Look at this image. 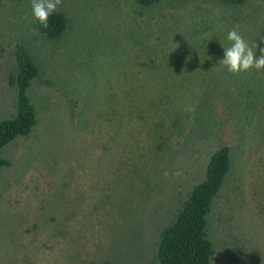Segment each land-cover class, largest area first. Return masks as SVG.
Masks as SVG:
<instances>
[{"label": "rangeland", "instance_id": "374dc122", "mask_svg": "<svg viewBox=\"0 0 264 264\" xmlns=\"http://www.w3.org/2000/svg\"><path fill=\"white\" fill-rule=\"evenodd\" d=\"M191 1L189 5L194 7L201 4L197 14L205 17L206 13L198 11L207 8V4L211 6L212 15L221 21L217 27L222 34L226 29L236 28L244 31V38L250 44L264 45V0H247L241 7L212 4L208 0ZM57 10L68 13L70 24L61 40L48 42L40 38L32 26L31 3L20 5L0 0V45L4 49L0 62V122L11 119L16 112V93L8 85V78L15 72L17 44L29 47L41 70V77L33 82L28 95L37 113L36 127L28 138L18 139L2 150V157L10 166L0 169V264H48L42 256L48 252H42L41 247L51 244L42 246L38 239L59 231L55 227L61 223L73 228L72 235L66 236L68 238L62 234L63 264H155L154 250L160 231L172 222L180 202L191 188L203 180L216 145L210 146V141L192 145L185 139L188 125L194 127L191 136L205 131L200 123L195 125L194 121L184 117L182 131L176 134L178 138L174 140L169 138L172 133L166 134L165 141H170L171 145L169 149L161 150L159 145L163 142L158 136L150 137L151 132L145 128L160 125L171 114L167 115L165 107L160 106L153 116H148L150 125H132L125 120L128 118L125 113L127 101L123 96L128 89L127 81H117L107 72L101 75L100 82L108 79L113 83L109 84V90H103L105 85L100 87L103 97H112L117 102L113 106L110 98L109 109L117 106L113 110L117 113L115 118L121 120L120 125L109 126L101 134L100 141L89 134V124L85 123L86 133H79L80 129H75L76 123H84V120L76 117L79 104L75 107L71 101L86 94L90 97L93 70L118 68L113 60L108 65L106 57L98 64H93L92 56L87 60L86 56L97 50L99 37L103 40L118 34L127 37L128 33L137 30V26L143 27L147 20L164 29L174 10L167 9L166 5L144 9L133 0H62ZM184 12L186 9L175 12L173 19ZM118 49V46H112L107 52L112 54ZM171 49L174 52L185 49L186 52L183 59L160 63V76L167 75L162 79L183 80L199 75V69H195V73L189 71L197 63L203 65L200 59L193 58L192 43L171 46ZM180 60L182 63L174 68ZM221 71L224 70L212 73L211 77H227ZM244 73L247 80L257 75L252 89L261 98L264 74L256 70ZM51 77L53 84L48 85ZM234 85L236 82L229 79V93L220 95L207 84L206 92L210 88L212 97L217 95L219 99L217 113L221 117L216 122L231 116L223 109L228 105L225 99L231 97L230 89L234 90ZM119 86L122 89L118 91ZM187 95V98L191 97L190 92ZM196 103H201L204 108L201 100L197 99ZM235 126L233 122L226 124L222 137V143L233 149L238 143ZM248 129L264 135V115L254 117ZM81 141L85 144H79ZM58 155L61 162L57 167L54 160ZM244 170V166L241 167V172ZM69 178L74 181L73 188L68 184ZM237 180L235 174L234 180L225 185L210 218L211 264H226V256L230 257L233 251H236V257L249 255L248 264L264 255V233L261 232L264 231V220L258 221V226L254 225L256 222L248 207L234 203L232 197L226 202L228 193L238 195L233 191ZM57 189L61 197H57ZM105 196L114 199L112 208L104 207ZM62 199L64 202L60 203ZM230 202L234 204L230 205ZM134 206L139 207L137 213L130 212ZM223 209H227L226 217L220 213ZM253 227L259 230L260 237L254 238ZM58 238L62 241V237ZM225 240L228 245L224 244ZM23 247L27 251H23Z\"/></svg>", "mask_w": 264, "mask_h": 264}, {"label": "trees", "instance_id": "16d2710c", "mask_svg": "<svg viewBox=\"0 0 264 264\" xmlns=\"http://www.w3.org/2000/svg\"><path fill=\"white\" fill-rule=\"evenodd\" d=\"M10 1L20 5L31 3V0ZM133 1L144 9L166 5V8L173 9L174 13L185 9L186 12L177 15L174 19L172 17L174 13H171L170 22L164 29H160L156 24L149 23L151 21L147 20L144 22L143 27L137 26V30L128 33L127 37L120 36V34L113 38H105V40L99 37L98 44L95 46L97 50L91 55L88 54L86 56L87 60L92 56L93 64H98L104 61L106 57L105 60L107 59L108 65H111L113 60L114 63L118 64V68L108 67L100 71L98 69L93 70L94 78L90 82V97L86 94L85 97L72 99L73 106L77 107L79 104L78 108H80L76 117H81L84 120V123H76L77 127L75 129H80L79 133H86L85 123L89 124V134L98 137L97 140L100 141V136L104 130L108 129L109 126L120 125L121 120L115 118L117 113L113 110L117 106L112 107V110L109 109L110 98L112 99V97H103L102 95L103 91L100 86L105 85L103 89L105 91L109 90V84L113 83L108 79H105L103 83L100 82V77L105 72L117 81H127L128 89L123 98L127 101L125 107L126 117L130 119L126 118L125 120H128L132 125H150L148 116H153L160 106L165 107L168 112L167 115L171 114L160 125L145 128L151 132L150 137L155 138L158 136L163 142L159 145L161 150L169 149L171 145L170 141H165L166 134L172 133L169 138H174V140L178 138L176 134L182 131L185 120L192 123L194 121L195 125L200 123L201 128L204 129V133H207V135L199 133L191 136L194 127L191 128L188 125L189 130L187 135L184 136L185 139H189L192 145L205 144L210 141L209 145L213 146L214 143L216 149L208 159L203 180L191 188L186 197L180 202L172 222L160 231L154 250V262L155 264H211L213 260V243L209 238L210 218L215 210L216 202L224 193L225 185L234 180L235 174L238 180L233 187V191L238 192V195L228 193L226 202L232 197L231 200L234 203H240L242 207H248L249 212L252 213L251 217L254 216L256 222V224L253 222L251 224L257 225L258 221L264 220V135L252 133L248 129L249 122L254 117L264 115V81L263 95L259 98L252 89V84L256 81V74L250 80H247L243 77L244 72L241 75L229 73L222 64L218 63L223 57V48H227L231 44L227 40L229 29H226V32L223 31L225 32L223 34L218 30V22L221 21L212 15L211 6L208 4L207 8L198 11L206 13L207 16L205 17L197 14L198 7L201 4L194 7L189 5L192 2L191 0ZM246 1L208 0L212 4L230 7H241ZM182 3L184 5H180ZM190 6H193V9ZM26 14L29 15L27 10ZM68 17L67 12L57 10L49 17L47 28L35 19L32 26L40 38L48 42H57L67 33L70 24ZM226 22L230 24V22ZM233 23L235 24V21ZM243 32L240 33L244 37ZM191 43L193 44V58L200 59L203 65L200 66L197 63L189 71L195 73V69H199V75L187 76L189 79L183 80L179 78H176L177 80L162 79L167 75L160 76V63L182 58L186 52L185 49L174 52L171 46H183ZM112 46H118L119 49L117 52L114 51L110 54L107 51ZM259 47H264V45L260 43ZM3 55L4 49L0 45V62L4 57ZM257 55H259V51ZM208 57L212 59H208ZM14 59L15 72L9 76L8 85L16 93V112L11 119L0 122V169L10 166L9 161L2 157V150L18 139L28 138L37 124V113L28 95L33 82L41 77L40 67L26 44H17ZM181 60L175 63L173 67L175 68L176 64H181ZM184 67L189 73L185 63ZM219 70H224L221 72H224L227 77H211L212 73L219 72ZM259 74H264V70L259 71ZM229 79L234 80L236 86L234 85V90L230 89L231 97L228 96V99L226 96L227 99L225 100L228 105L223 110L231 116L227 117L225 121H221L223 119L221 118L219 124L220 121L216 122L217 118L221 117L217 113V100L219 101V99L217 95L212 97L213 94L210 92V88L206 92V87L209 84L211 88H214L215 94L225 95L226 92L229 93V90L227 91ZM47 82L48 85L53 84L52 77ZM119 89L120 86L117 90L119 91ZM189 92L191 97L187 98ZM98 98L100 100H97ZM197 99L201 100L202 103L204 102V108H202L201 103H196ZM114 101L115 99L111 101L113 106L114 103L117 104ZM189 108L193 110L188 111ZM122 111L124 112V108ZM121 115L124 116V113ZM71 118L73 117L71 116ZM128 121L126 122L128 123ZM230 122L236 123L235 134L238 135V143L234 149L222 143L223 129ZM165 130L168 132L166 133ZM252 140L255 143L251 144ZM256 140L259 142H256ZM79 144L84 145L85 143L81 141ZM54 162L58 167V163L61 162L59 155ZM243 166L245 170L241 172ZM68 184H71L72 188L75 186L71 178H69ZM55 193L57 197H61L58 189ZM62 202H64V199L60 201V203ZM102 202L105 203L104 207L107 208H112L114 205V199L111 196H105ZM234 203L230 202L229 204ZM137 209L139 207L134 206L130 212L137 213ZM99 212L102 214V210ZM220 213L226 217L227 209H223ZM219 219H222V216ZM55 229L59 231L45 235L43 239H38L42 246L45 243L51 244L49 247H41L43 250H40L44 253L48 252L46 255H42L44 256L43 260H46L48 264H63L61 260H63L65 247L62 243L64 238H68L66 236L72 235L71 230L73 228L61 223ZM251 231L254 238L260 237L259 230L256 227H253ZM261 232L264 233V231ZM63 233L65 234L64 238ZM58 236L62 237V241ZM228 243V241H224L225 245H228ZM22 249L23 251L26 250L24 247ZM228 251L231 252L232 250ZM56 252L62 254H55ZM230 255V257L226 256V264H248L249 255L246 258L236 257V251H233ZM65 260H69V258ZM249 264H264V255L256 257L255 261Z\"/></svg>", "mask_w": 264, "mask_h": 264}, {"label": "clouds", "instance_id": "9594fccd", "mask_svg": "<svg viewBox=\"0 0 264 264\" xmlns=\"http://www.w3.org/2000/svg\"><path fill=\"white\" fill-rule=\"evenodd\" d=\"M61 4L62 0H31L34 19L47 28L49 17L57 11ZM227 40L231 44L223 48V57L218 63L222 64L229 73L240 74L252 70H264V47H259L260 43L250 44L236 28L228 31ZM258 51L259 55H257ZM208 59L212 58L208 57ZM187 110L192 111L193 109Z\"/></svg>", "mask_w": 264, "mask_h": 264}]
</instances>
